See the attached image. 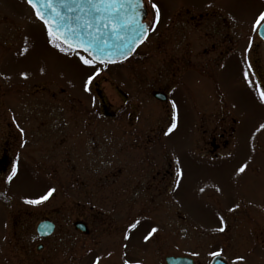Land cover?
<instances>
[{"label": "rangeland", "instance_id": "1", "mask_svg": "<svg viewBox=\"0 0 264 264\" xmlns=\"http://www.w3.org/2000/svg\"><path fill=\"white\" fill-rule=\"evenodd\" d=\"M147 2L149 8L158 5L160 26L183 5H218L235 36L226 41L173 39L160 37L161 30L130 60L102 65L52 36L49 42L47 28L27 0H0V84L27 90L39 82L55 83V89L61 85L67 94L80 97L87 105V136L74 140L72 160L78 173L82 157L88 161L86 187L73 177L69 182L63 172L57 178L52 158L41 152L47 142L29 137L17 176L0 184V234L2 224L20 217L23 199H38L55 189L58 199L53 193L28 209L60 207L59 198L67 192L69 207L93 208L119 220L113 233L95 235L81 245L77 241L75 264H113V258L131 255L151 264L154 256L172 254L210 264L213 251H221L229 264H264L257 238L264 237V46L260 26H253L264 0ZM165 31L168 36L175 29ZM218 49L225 58L217 64ZM96 88L108 111L116 113L114 119L100 115ZM153 93H163L167 100L154 99ZM173 117L177 127L166 135ZM131 222L132 235L125 239L121 224ZM221 226L224 232L216 230ZM152 228L164 229L165 236L153 238V233L145 241ZM2 254L0 264H19L12 253L8 260Z\"/></svg>", "mask_w": 264, "mask_h": 264}, {"label": "flooded vegetation", "instance_id": "2", "mask_svg": "<svg viewBox=\"0 0 264 264\" xmlns=\"http://www.w3.org/2000/svg\"><path fill=\"white\" fill-rule=\"evenodd\" d=\"M216 6L218 5L195 9L189 5H183L171 14L170 19L164 25L158 24L154 31H149L147 39L161 30L163 31L160 32V37L173 39L193 38L211 41L231 39L235 36V32H231V25L227 22V15L224 10ZM144 8L147 12L145 22L151 24L149 19L152 17L153 20L154 16L147 0H144ZM169 27L175 31L167 36L164 30ZM213 50H216L214 43ZM218 50L220 56L215 60V63L221 62L225 58L220 49ZM56 85L55 83L39 82L24 90L19 85L0 84L1 185L9 182L7 176L11 174L13 166L18 170L25 163L24 149L27 148L26 145H29L26 141L30 137V140L47 142L43 145L44 148L41 149V152L45 158H52V165L57 178H60L63 172L64 178L66 177L69 182V179L73 177V180L77 179V183L82 184V187L87 186V157L86 155L82 157L84 165L78 173L76 161L73 162L72 160L76 150H71L74 140L81 139L83 135L87 136L86 119L84 118L87 117V105L80 97L67 94L61 85L55 89ZM95 90L100 101V106H98L100 115L114 119L116 113L108 111L102 95H97L100 93V89L96 88ZM119 94L124 100H128L125 93L120 92ZM156 94L163 93H153L154 99H156ZM97 163L102 165L103 160L100 159ZM60 166H63L65 170L60 171ZM1 188L0 186V190ZM52 198H55V193ZM80 198L82 199V196ZM59 199H63L62 206L37 210L39 212L28 209L27 206L32 204L26 203V200L21 201L20 206H23L22 209L24 210L17 211L20 217L15 221L10 218V222L1 225L0 252L2 250V259H10L12 253L19 258V264H75L77 258L73 256V249L77 241L80 240L77 244L81 245V242L83 244L87 238L95 235L104 236L109 232L113 233V228L116 230L119 220L109 217L110 214L107 212L99 210L98 213H94L93 208L69 207L68 201H71L72 198L67 192L64 193V197ZM130 215L127 213V216ZM41 223L50 224L53 227V232L48 235L39 233L38 227ZM133 225L135 226L132 222L127 225L121 224V229L126 232L123 235L124 238L132 235ZM163 231L164 229L156 232L153 238L165 236ZM124 238L123 240H125ZM257 238L259 246L264 250V237L259 239L257 235ZM243 241L244 238L241 242ZM171 256L190 258L192 264H197L191 257L173 254L164 257L154 256L151 264H168L167 259ZM125 257H115L113 258L115 261L112 263L123 264L124 260L127 259L129 264H147L146 258L142 256ZM102 262L105 261L101 260L100 263Z\"/></svg>", "mask_w": 264, "mask_h": 264}, {"label": "water", "instance_id": "3", "mask_svg": "<svg viewBox=\"0 0 264 264\" xmlns=\"http://www.w3.org/2000/svg\"><path fill=\"white\" fill-rule=\"evenodd\" d=\"M35 3L44 19L49 21L47 30L51 31L56 40L71 49L87 53L97 63L113 64L129 59L148 37V33L144 37L138 30V23L146 24L144 20L147 12L144 8V0L139 8L135 3L124 5L119 16L111 19L110 13L101 17L91 16L86 5L72 3V0H53L51 7L46 5L45 0H35ZM33 10L36 14V10ZM117 29L119 31H116ZM258 34L264 42V27L260 26ZM156 98L161 101L166 100V97L160 94L156 95ZM52 230L48 224H42L38 228L39 233L46 235ZM167 263L192 264V260L169 257ZM211 264H227V262L223 257H216Z\"/></svg>", "mask_w": 264, "mask_h": 264}, {"label": "snow or ice", "instance_id": "4", "mask_svg": "<svg viewBox=\"0 0 264 264\" xmlns=\"http://www.w3.org/2000/svg\"><path fill=\"white\" fill-rule=\"evenodd\" d=\"M27 3L36 10V16L38 19H40L43 24L45 25V27L47 28L49 26V21L45 20L43 15L40 13V11L37 9V5L35 3V0H27ZM45 3L48 7H51L53 4V0H45ZM72 3H79L80 5H86L87 6V11L88 14L94 17H101L106 13H110L109 18H114V17H118L120 12H121V8L124 5H132L133 3H135V5L137 6V8L142 6V0H72ZM208 7H211V5H208ZM151 8L154 10L155 12V17L152 20L151 24H143V23H138V30L142 32L143 36L146 37L147 33L149 31H154L156 28V24L159 22L160 20V9L158 7L157 4L152 3L151 4ZM139 14V13H137ZM57 16H60L59 13H56ZM60 19H64V17H60ZM261 21H264V11H261L254 23V28L259 25L261 27H264V24H261ZM134 23H136L134 21ZM57 27H59V24L57 25ZM116 31H119L118 29ZM51 31H49V42H51ZM66 39V38H65ZM54 47H57L60 51H64L63 48H60V45H54ZM81 60L84 64H89L88 60H84L83 57H81ZM92 77L89 76L87 81L85 82V90L87 91V83L88 81H91ZM261 103L264 104V93L261 94ZM173 110H175L176 105L173 103L172 105ZM177 125L175 123V117H173V123L169 126V128L166 130L165 134L167 135L169 132H172V130L174 128H176ZM260 128H264V124L260 125ZM22 132V130H21ZM23 146V145H22ZM247 167L246 164L241 165L238 169L239 173H243L245 171V168ZM17 175V169L15 168V166L12 167L11 169V174L7 176V180L11 181L13 179V176ZM182 175V172L180 169H177L176 172V176L177 178H179ZM55 191V189H49L44 195L40 196L38 199L35 200H26L25 202L28 204H32V205H36L39 204L42 201H46L48 199V197ZM201 191H203V189H201ZM219 191V189H218ZM230 211H232L233 209H229ZM220 222L221 225H223L224 221L223 218H220ZM134 226V225H133ZM219 232H224L225 228L223 226H221L220 228L216 229ZM158 231V229L156 228H152L148 235H146L144 237L145 241H147L149 239V237L153 234L156 233ZM128 237L125 236V239H127ZM126 247V245H125ZM194 255H199V253H194ZM210 255L212 257H220L221 256V251H213L210 253ZM239 259H243L242 257ZM123 264H129V261L127 259L124 260Z\"/></svg>", "mask_w": 264, "mask_h": 264}]
</instances>
